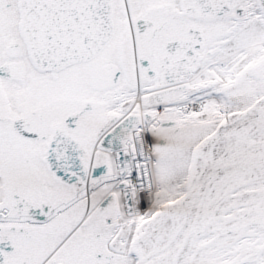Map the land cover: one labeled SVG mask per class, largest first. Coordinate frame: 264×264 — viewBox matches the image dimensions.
Here are the masks:
<instances>
[{
    "label": "snow or ice",
    "instance_id": "snow-or-ice-1",
    "mask_svg": "<svg viewBox=\"0 0 264 264\" xmlns=\"http://www.w3.org/2000/svg\"><path fill=\"white\" fill-rule=\"evenodd\" d=\"M0 264H264V0H0Z\"/></svg>",
    "mask_w": 264,
    "mask_h": 264
}]
</instances>
